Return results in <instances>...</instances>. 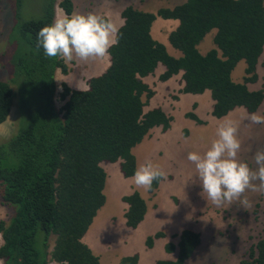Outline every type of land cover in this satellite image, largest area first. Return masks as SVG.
Instances as JSON below:
<instances>
[{"label":"trees","instance_id":"obj_1","mask_svg":"<svg viewBox=\"0 0 264 264\" xmlns=\"http://www.w3.org/2000/svg\"><path fill=\"white\" fill-rule=\"evenodd\" d=\"M56 5L64 14L73 11L71 0H45L38 17L23 19L20 0H14V30L0 54L4 57L14 48L10 60L16 81L10 82L20 88V96L14 98L10 82L0 80V123L14 103L19 110L16 131L0 143V203L8 209L7 218L0 220L4 264H99L82 237L105 202L101 163L121 159L123 175H133L132 148L153 127H170L172 117L160 107L143 110L154 94L143 78L158 64L164 66L161 81L182 72V93L209 90L216 118L238 107L253 113L264 99L263 87H249L258 80L256 65L264 47V0H185L155 13L126 6L106 70L91 77L85 90L63 82L58 93L55 71L66 74L67 65L47 58L36 43L37 30L53 22ZM157 17L178 20L168 41L180 56L171 55L153 37L151 26ZM211 31L212 47L201 53L198 45ZM243 62L242 77H234L233 70ZM0 65L7 67L1 58ZM29 86L37 95L26 97ZM57 99L62 102L59 108ZM187 116L202 122L192 112ZM123 199L129 204L126 224L135 228L143 219L145 201L136 191ZM152 239H146L147 246ZM200 242L199 233L183 229L176 259L156 264H184ZM248 254L250 260L240 264H264V239ZM137 258L125 256L120 263L136 264Z\"/></svg>","mask_w":264,"mask_h":264},{"label":"rangeland","instance_id":"obj_2","mask_svg":"<svg viewBox=\"0 0 264 264\" xmlns=\"http://www.w3.org/2000/svg\"><path fill=\"white\" fill-rule=\"evenodd\" d=\"M59 1L60 0H56V3ZM183 1L185 0H73L77 12L85 14L88 12H95L102 15H108L113 20L119 18L122 19L119 10H123L126 6H132L138 10L154 12L162 6L173 7ZM44 2L45 0H20V9L22 12L24 11L23 17H25L23 19H33L38 17L41 14ZM56 7L61 14H64L58 6ZM13 19L14 0L12 2L11 0H0L1 55L4 53L3 51L6 47V43L9 46V37H12L14 30ZM163 25V23L159 24L156 22L152 24V33L156 36H158L160 32L165 33L167 29L162 30L165 29ZM162 35L163 34H161V36ZM207 40L209 46L210 36H206L203 39V42ZM200 46H204V43ZM169 50H171V48ZM200 50L203 51L202 48H200ZM13 52L14 48H10L4 57H0L7 65L6 69L0 65V80L10 82L11 79L12 81H16L12 74L14 65L10 60ZM262 58L263 63H261L262 66H259L258 81L256 83L249 84L250 89H258L260 87L264 88V53ZM107 61L108 56L102 60H90L88 62L74 60L73 62L67 63L70 69H68L66 75L58 70L55 72L57 93L60 91L61 83H63L65 79L70 85L78 87L83 79H88L93 75V73L101 71ZM243 64L244 62L242 65L239 64L237 68L243 67ZM147 80L152 86L150 87L153 88L156 93V101L153 103L160 108L162 107L163 111L167 115L172 116L174 114V117L173 120H171L170 127L165 131L163 130L164 132L160 129V127H156L154 132L157 131V133L160 134L153 140H151L153 137L152 135L148 138L151 143H147V148L141 151L139 155L136 154V159H140L142 162L150 159L153 164L156 165L154 161L156 158L159 160L166 158L175 159L173 154H176L177 160L180 158L181 162L187 163L183 184L178 188H174V191L182 189L183 192L176 193V195L172 197L173 206L177 207V212L172 215L173 219L179 221L181 224L180 227H182L191 218L190 220L194 221L196 223V227L200 229H197V232H200L201 234L202 245L193 250L190 256L191 258L187 264H240L241 260H250L248 254L249 248L252 245H255L259 239H264V194L253 192L251 190L246 191L244 197H246L250 203V206L247 208L243 207L240 201L224 203L221 206L213 205L210 201H207L206 194L202 193L201 185L196 177L194 166L188 161L187 154L190 151L202 152L205 145H207L211 139L215 138V131L218 123L224 119H231L238 125V138L241 142L238 157L242 161L247 162L250 167L255 168L253 154L257 149L264 148V124H250L245 119L246 114L250 113L246 112L245 109L241 107L235 108L220 118L208 116L211 121H208L203 125H201L203 121L201 123H197L188 116V119L190 118L192 120L190 123H186L185 119L187 118L179 119L175 115L177 112V99L173 98L175 93L166 94L167 92L162 93L159 90V86H165L168 88L170 86L177 85V81L174 80L172 83L165 84L160 82L156 76H150ZM10 86L14 90V98L19 97V85L16 86V84L10 82ZM25 91L26 97H33L37 95V90L34 86H29L25 89ZM163 95L164 97H162ZM184 95V97H186L184 100L187 99L185 107L189 105L190 101H194L193 99L196 96H198L197 98H200L202 101L205 100L204 98H207L205 95L201 96L199 94L189 93ZM208 99L212 100L209 95ZM55 104L56 107L59 108L62 102L57 99ZM205 107L206 106L203 104H199L197 111L200 116L205 115ZM208 110H210V106ZM189 111L195 112V108L191 107V110H188V112ZM255 113L264 115V99ZM185 115H187V113ZM18 117V105L14 103L6 122L0 125V143L6 141L14 133V131H16V126H18L16 124L19 121L17 120ZM203 120H205V118ZM137 146L138 144L135 145V147ZM153 150H155L156 153H153ZM109 170L110 168L106 167L107 173H109ZM168 175H172L168 177H175L173 176L174 174L171 173ZM163 179L164 177L159 180L157 183L158 186L160 181ZM104 189H106L107 192V194L104 193L106 197L105 201L110 205L111 211H118L120 208V187H112L111 189L109 187L107 189L106 185L104 186ZM186 189L187 192L189 190L190 192L185 193ZM103 205H105V203ZM197 212L198 214L194 216ZM166 216L168 217L167 212ZM163 219L167 220V218ZM110 224L114 225L112 222ZM101 233L103 237H105V240H113L114 245L112 246V243H110V247L112 246V248L105 251H102L101 248L100 250L95 251L92 248V250H90L92 253L94 252L93 254L98 258L100 257L101 264H114L112 260L115 255H125L124 244H127V242L123 241L124 235L121 236L118 231H113L109 227H104L103 224L101 225ZM126 238L127 236L124 237L125 240ZM50 245L52 247V240Z\"/></svg>","mask_w":264,"mask_h":264},{"label":"crops","instance_id":"obj_3","mask_svg":"<svg viewBox=\"0 0 264 264\" xmlns=\"http://www.w3.org/2000/svg\"><path fill=\"white\" fill-rule=\"evenodd\" d=\"M71 1L73 2V0H71ZM73 7H74L73 11H76V7H75L74 2H73ZM162 7L163 8H166V7L169 8V6H162ZM170 8H172V7H170ZM156 11H154L153 13H155ZM119 13H122V10H119ZM119 13H118V16H119ZM60 14L61 13L56 9L55 17L57 15H60ZM105 16L109 17L108 15H105ZM162 19L157 17L156 20H154V22L152 24H154L155 22L159 23V24L163 23L164 24L163 26L165 29H162V30L167 29V31L165 33L160 32V34L158 36H156L152 33V28H151V33L156 40L162 42L167 47V50L171 55L178 57L181 54L180 51L173 49V47L169 44V41H168V34L170 31H172L173 29H175L177 27L178 20L177 19H164V20H162ZM113 21L117 25L118 28L124 23L123 17H122V19L119 18V19H116ZM161 34H163V35L161 36ZM211 34H214V31H211L210 34L207 35V37L210 36L209 46H208V40L205 42H203V40H202L199 43L198 49L201 53H205L208 49H210L212 47ZM202 43H204V46H200ZM170 48H171V50H169ZM200 48H202L203 51H201ZM263 53H264V47H263V51H262V53L259 56L258 61H257V65H256L257 75H259V66H262L261 63H263L262 62ZM65 64L67 65V68L70 69L68 67V64L67 63H65ZM109 64H110V61H109V55H108V61L104 64L101 71H99L97 73H93V75L91 77H95V76L102 74L106 70V68L109 66ZM234 70H233L234 77H236V78L242 77V67L237 68L235 71ZM163 71H164V66L162 64H158V66L156 67L155 71L152 74L143 78L144 82L147 83L150 87L151 85L148 82L147 78L150 76H156L159 79V76ZM90 78L83 79L80 86H78V87H74V86L70 85L66 79H65L64 83L67 84L71 89L85 90L88 88V80ZM174 80L177 81V85L170 86L168 88L165 86H159V90L162 93L167 92L166 94L175 93V95H173V98L177 99V112L175 114L177 116V118H179V119L187 118V119H185L186 123L187 122L190 123L192 119H190V118L188 119L187 115H185V114L188 113V110H191V107H193V108H195V112L194 111L193 112L189 111V112L196 114L197 117L203 121V123H201V125L206 124L208 121H211L208 118V116H210V117L213 116L211 114L213 100L208 99V95H209V97H211L210 91L205 90L203 93H199V95H201V96L205 95V97H207V98H204L205 100L202 101L200 98H197L198 96H196L193 99L194 101H190L189 105L187 107H185V102L187 99L184 100V98H186V97H184L185 96L184 94H189V93H182L181 92V88L183 87V83H184L182 80V72H179L178 74L173 75L172 77H170L169 79H167L165 81L160 80V82L167 84V83H172ZM151 89L153 90V88H151ZM191 94H193V93H191ZM155 96H156V93L154 92L153 96L145 103V105L143 107L144 112H146L150 109L159 107L153 103L156 101ZM162 97H164V95ZM199 104L200 105L203 104L204 106H206L205 107L206 111H205L204 116H200L198 114L197 110H198ZM209 106H210V110H208ZM161 109H162V107H161ZM9 114H10V112H9ZM9 114H8V116H9ZM169 114L172 115L171 113H169ZM8 116H7V118H8ZM184 116H186V117H184ZM171 117L173 120L174 114ZM200 117H202V118H200ZM204 118H205V120H203ZM212 120H213V118H212ZM5 122H6V120L3 123H5ZM3 123H0V125H2ZM170 125H171V123H170ZM201 125H199V126H201ZM156 127H160V129L162 130L161 126H156ZM156 127H153L150 130L149 134L146 135L142 139V142L140 144H138L137 147L134 146L135 148H132V153L135 156V159H136V154L139 155V153L141 151H143L147 148L146 144L151 143L148 138L152 135L153 137L151 140H153L160 134V133L158 134L157 131L154 132ZM153 153H156V151L153 150ZM173 157L175 159L166 158L163 160H161V159L159 160L158 158H156L154 160L156 163V166H159L160 168L163 169L165 176H164V179L160 181L159 186L156 185L155 187H153L152 190L151 189L150 190H144L143 188H138L134 184V181L132 180L133 175H131V176L123 175V173L121 172V169H120V163L122 161L121 159H119L115 162H111V163L110 162L109 163H105V162L101 163V166L103 167L104 171H106V167L110 168V170L108 171L109 173H107V171L105 172L106 177H105L104 186L107 185V189L109 187H110V189L112 187H120V189H121L119 192L120 208L116 212L111 211L110 205L108 203H106V201H105L104 202L105 205H102L97 210V212H96L95 216L93 217V220L90 223L87 231L85 232V234L82 237V241L85 244H87L90 247V249L92 248L95 251V250H100V248H101L102 251H105L107 249L112 248V246L114 245L113 240L112 241H109L108 239L105 240V237H103V235L101 233V225L103 224L104 227H109L113 231L114 230L118 231L121 236L122 235H124V237L127 236L126 240L123 237V241L127 242V244L126 243L124 244L125 255L124 254L123 255L117 254V256L115 255L114 259L112 260V262L114 264H121L120 260L122 257L132 256L134 254H137V257H138L136 264H156V262L159 260H170L171 261V260L176 259V257H177V243L179 240V234H180L181 230L191 229V230L197 231V229H199V228L196 227V223L194 221L190 220L191 218L182 227H180V225H181L180 222L177 220H174L172 217V215L177 212V210H176L177 207L173 206L172 197L174 195H176V193L183 192L182 189L178 190V191H174V188H178L179 186H181L183 184L184 174L186 173V168H187V166H186L187 163L181 162L180 158L177 160L176 154H173ZM141 163H142V160L136 159V168ZM170 173L174 174L173 176H175V177L174 178L168 177V176H172V175H168ZM187 185H188V183H187ZM134 191H136L140 195V197L145 201L146 209H145L143 219L137 224V226L135 228H132V227L127 226V224H126L125 213L127 212L128 208H129V204L123 198L125 196L130 195ZM186 192H187V189H186L185 193ZM189 192H190V190L187 193H189ZM103 193L107 194L106 189H104V187H103ZM105 200H106V197H105ZM7 212H8L7 207L0 203V220L7 218V215H8ZM166 212L168 214V217L166 216ZM198 212L194 216H196L198 214ZM106 215H108L109 217ZM163 218H167V220H164ZM111 222L114 225H111L110 224ZM157 233H159L160 235L155 237V234H157ZM149 236L153 237L152 242H151V246L146 245V239ZM2 243H3V240H2L1 233H0V245ZM103 243H104V245H103ZM110 243H112L111 247H110ZM169 243L174 245L173 250H167L166 249V245ZM201 245H202V241H201L200 245H198L197 247H200ZM197 247H196V249H197ZM190 258L191 257H189L185 261L184 264H187V262L190 260ZM0 264H4L2 259H0ZM99 264H101L100 257H99Z\"/></svg>","mask_w":264,"mask_h":264},{"label":"clouds","instance_id":"obj_4","mask_svg":"<svg viewBox=\"0 0 264 264\" xmlns=\"http://www.w3.org/2000/svg\"><path fill=\"white\" fill-rule=\"evenodd\" d=\"M117 33L118 27L111 18L95 12L73 11L57 15L52 23L40 27L36 43L43 48L47 58H59L65 63L74 60L88 62L107 57L109 49L118 43ZM245 119L252 125L264 124V115L259 113L246 114ZM240 148L238 125L231 119H224L216 127L215 138L205 145L202 152L190 151L187 154L202 193L213 205L240 201L247 208L250 203L244 197L246 191L264 194V148L253 154L255 168L239 159ZM164 176L163 169L149 159L137 166L132 180L138 188L150 190L153 182Z\"/></svg>","mask_w":264,"mask_h":264},{"label":"bare ground","instance_id":"obj_5","mask_svg":"<svg viewBox=\"0 0 264 264\" xmlns=\"http://www.w3.org/2000/svg\"><path fill=\"white\" fill-rule=\"evenodd\" d=\"M172 104V103H171Z\"/></svg>","mask_w":264,"mask_h":264}]
</instances>
